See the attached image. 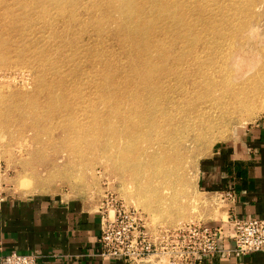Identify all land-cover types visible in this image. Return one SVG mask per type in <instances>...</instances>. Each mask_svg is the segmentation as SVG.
<instances>
[{
  "label": "rangeland",
  "instance_id": "obj_1",
  "mask_svg": "<svg viewBox=\"0 0 264 264\" xmlns=\"http://www.w3.org/2000/svg\"><path fill=\"white\" fill-rule=\"evenodd\" d=\"M107 1L0 0V197L60 194L99 207L114 198L149 227L204 222L213 198L198 190L200 165L241 127L264 125V0H122L149 11L143 20L155 28L141 60L113 33L117 22L103 21L126 16L106 12ZM201 62L216 88L196 89L206 107L192 115L205 124L191 132L167 112ZM161 82H172L154 102L163 109L158 134L172 135L156 150L162 180L152 174L151 128L125 134L146 121L144 91Z\"/></svg>",
  "mask_w": 264,
  "mask_h": 264
},
{
  "label": "crops",
  "instance_id": "obj_2",
  "mask_svg": "<svg viewBox=\"0 0 264 264\" xmlns=\"http://www.w3.org/2000/svg\"><path fill=\"white\" fill-rule=\"evenodd\" d=\"M197 184L200 193L213 198L204 222L224 231L219 251L202 264H264V251L240 257L226 251L232 246L233 218L264 219V125L243 126L222 143L200 165ZM99 208L60 194L4 196L0 256L15 251L35 254L38 264H123L100 256Z\"/></svg>",
  "mask_w": 264,
  "mask_h": 264
},
{
  "label": "built area",
  "instance_id": "obj_3",
  "mask_svg": "<svg viewBox=\"0 0 264 264\" xmlns=\"http://www.w3.org/2000/svg\"><path fill=\"white\" fill-rule=\"evenodd\" d=\"M227 195L231 194L227 192ZM3 197H0V202ZM101 214L98 243L102 259L123 264H202L219 251L224 236L221 226L201 221L180 223L174 227H149L144 214L114 198L99 208ZM232 246L235 257L264 251V219H232ZM154 258V262L151 260ZM0 264H38L35 254L12 251L0 256Z\"/></svg>",
  "mask_w": 264,
  "mask_h": 264
},
{
  "label": "bare ground",
  "instance_id": "obj_4",
  "mask_svg": "<svg viewBox=\"0 0 264 264\" xmlns=\"http://www.w3.org/2000/svg\"><path fill=\"white\" fill-rule=\"evenodd\" d=\"M132 1L133 0H131V3H132ZM129 3H130V1H122V0L121 1H118V0L109 1L108 0L106 5H105V9H104L106 12H108L110 10V8L113 7L112 10L115 13H118L120 11L122 13H119V14H124L125 13L126 16L125 17H120L119 20H110L109 18H104L103 21L107 22V23L116 21L117 22L116 27H115V29H112L113 33L114 34L124 33L125 36L129 38V40H128L129 42L128 43L132 46V48L134 47V48L137 49V46H139V51H138V49L137 50L134 49L135 53H133V54L137 55V57H138L137 59H140V60L141 59H149V57L147 55V49L149 50L150 47H152L153 43L151 42V37H152V34L154 32V29H155L154 27H153V29L150 28L152 26V22H147V21L143 20V16L148 14L149 11L139 10V11L135 12V8L134 7H136V5H134V6L133 5H129ZM156 9L158 10L160 8L156 7ZM150 12H151V14H149V15H152L153 13H156L155 9L151 10ZM102 15L104 17L107 16V14H105V13H103ZM149 15H147V16H149ZM124 19H128V20H124ZM155 26H157V25H155ZM149 30H151V31H149ZM158 30H160V29H157L156 32ZM122 40H124V39H122ZM153 54H155V53H153ZM130 56H132V55H130ZM140 64L143 65L142 63H140ZM135 69H136V67H135ZM211 69L212 68L209 65H205V64H203V62H201V63H199L197 65L198 73L196 71L194 73V77L188 79V83H186L184 85L179 84L178 85V87L180 88L179 90L173 88V89L176 90V92H179L180 94H181V92H183V94L185 95V99L182 98L180 106L179 105H172L170 107L169 111L167 112V114L170 115V117H172V119L174 118V119H176L179 122V129L184 126V124L182 123L183 120L187 121L186 127H185L184 130L190 129L191 132H194V131H196L198 129L199 125L197 123V120H199L200 122L203 120L204 124H205V117L203 116V119H199L197 117H194L192 115V111L194 109L195 110L196 109H200L201 110L203 108L205 109V107H206V104H205V102L202 99H196V89H199V88L203 87L206 90L208 86L212 87V88H216V87H214L216 85V81L209 77V74H212L210 72ZM185 72H186V69H182V71L180 73H178L175 76V78L176 79H180L185 74ZM237 74H239V73L237 72ZM145 75H146V73H145ZM196 75H197L198 79L194 80ZM170 83H172V82H170ZM170 83L169 82H161L160 84L155 85L154 90H153V92L151 94L150 93H146L142 89L144 91V96L145 97L149 95L148 96V101H152V102L148 103V105L146 107V108H148V110L146 109L145 112H144V118H145L146 121L144 123H142L140 126H138L137 128L132 129L131 131L125 133V134L130 135V136L137 135V134H141L143 136H146L147 129L151 128V131L148 134V136L150 135V138L148 137L147 142L149 143V149H155V151H153L152 154L154 156V159L156 160V164H155V166H154V168L152 170V174H153V177L155 179H160V180L163 179V176L165 175V173H164L163 164H162L163 160L162 161L160 160V158L158 156V152H159V150H161L162 141L167 139V138H169L172 135H170V136L165 135L164 139H163L161 137L162 135L158 134L160 132V131H158V130H160V127L164 126V122L161 121L162 120L161 117L163 115L159 116L163 109L161 108L159 103H154V102L156 101L155 94L157 95V97L161 96V94H162L163 88L161 89V86H163L164 84H170ZM257 87L259 88V86H257ZM210 91H214V89L210 90ZM217 92H220V91L215 89V92H214L215 94H207L206 101L207 100H211L214 97H216L217 96ZM205 96H206V94L203 96V98H205ZM131 97L134 98L135 96L134 97L131 96ZM137 99H139L138 96H136L135 100H137ZM139 103H141V101ZM132 104L135 105V101ZM202 104L204 105V107L202 106ZM219 112H223V111L220 110ZM131 114L133 115V117H136V116L140 117V113L138 111H131ZM151 115L154 118H156L157 116H159V117L156 118L154 120V122H153V120L151 119ZM177 115H179L180 118H177ZM123 122L125 123V120H123L122 123ZM108 126L110 127V129L108 130V132H109V131H111V125L108 124ZM153 132L155 133L154 134L155 136L152 138L151 135L153 134ZM145 142H146V140H145ZM147 142H146V144H147ZM156 150L158 152H156ZM133 151L138 152L139 151L138 147L134 148ZM122 155H123V153H122ZM148 174L150 175V171L149 170H148ZM24 183L27 184L26 181H24Z\"/></svg>",
  "mask_w": 264,
  "mask_h": 264
}]
</instances>
